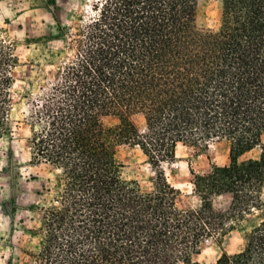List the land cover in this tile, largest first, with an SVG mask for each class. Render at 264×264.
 <instances>
[{
	"label": "trees",
	"instance_id": "1",
	"mask_svg": "<svg viewBox=\"0 0 264 264\" xmlns=\"http://www.w3.org/2000/svg\"><path fill=\"white\" fill-rule=\"evenodd\" d=\"M82 1L51 37L64 43L48 49L54 69L25 96L29 163L56 172L30 264H197L232 233L242 246L215 264H264V0H212L221 31L198 26L205 0ZM16 50L0 30V140L12 136ZM222 141L228 163L192 173L199 203L181 207L161 164L178 145ZM123 145L153 168L149 190L123 179Z\"/></svg>",
	"mask_w": 264,
	"mask_h": 264
},
{
	"label": "rangeland",
	"instance_id": "2",
	"mask_svg": "<svg viewBox=\"0 0 264 264\" xmlns=\"http://www.w3.org/2000/svg\"><path fill=\"white\" fill-rule=\"evenodd\" d=\"M84 11L82 0H0V30L16 43L20 61L12 88V136L0 140V264H30L25 251L37 245V238L31 231L37 228L43 207L50 205L54 190L56 172L49 166H33L29 163L26 144L28 129L24 123L29 100L25 96L37 91L39 83L36 77L40 70L43 71L41 75H49L54 69L47 64L48 49L64 47L63 42L51 40L56 34L57 23L69 24L72 15L80 16ZM197 24L203 29L221 31V4L212 0L201 1ZM31 83L32 86L29 85ZM109 121L116 122L112 119ZM261 141L264 144V135ZM228 149L229 145L225 141L208 146L178 145L175 159L161 164L167 181L180 191L178 204L181 207H194L199 203L193 193L192 173L206 174L212 165H226ZM258 154L259 148H255L242 159L255 158ZM117 156L123 165V179L137 182L143 191L149 190L154 170L141 151L123 145L118 148ZM228 203V197H220L213 204L215 209L224 210ZM241 246L239 234L232 233L221 244L214 241L205 243L193 262L215 264L222 252L234 253Z\"/></svg>",
	"mask_w": 264,
	"mask_h": 264
},
{
	"label": "crops",
	"instance_id": "3",
	"mask_svg": "<svg viewBox=\"0 0 264 264\" xmlns=\"http://www.w3.org/2000/svg\"><path fill=\"white\" fill-rule=\"evenodd\" d=\"M249 153V152H248ZM247 154V153H246Z\"/></svg>",
	"mask_w": 264,
	"mask_h": 264
}]
</instances>
